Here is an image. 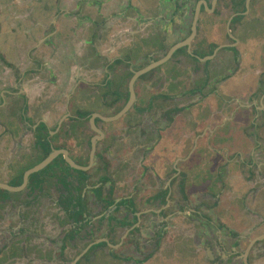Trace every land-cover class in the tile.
<instances>
[{
  "label": "flooded vegetation",
  "instance_id": "af4514ba",
  "mask_svg": "<svg viewBox=\"0 0 264 264\" xmlns=\"http://www.w3.org/2000/svg\"><path fill=\"white\" fill-rule=\"evenodd\" d=\"M158 1L159 17L147 19L133 0H81L64 16L79 21L77 45L53 25L46 53L37 45L14 63L0 54V183L22 186L27 171L59 152L19 192L0 188V264H99L100 253L103 264H264V213L255 208L264 192V49L255 56L254 148L226 165L195 159L207 101L223 102L228 67L241 71L240 34L255 23L264 39V0ZM203 1L191 54L170 59L184 66L176 57L185 56L196 79L171 87L158 67L138 78L136 101L120 116L134 74L161 59L146 63L152 50L192 36ZM227 4L235 12L223 21ZM116 44L119 58L108 52ZM90 58L97 81L70 71L73 63L87 70ZM167 136L182 152L169 150ZM238 184L245 193H235Z\"/></svg>",
  "mask_w": 264,
  "mask_h": 264
},
{
  "label": "crops",
  "instance_id": "0c3cea01",
  "mask_svg": "<svg viewBox=\"0 0 264 264\" xmlns=\"http://www.w3.org/2000/svg\"><path fill=\"white\" fill-rule=\"evenodd\" d=\"M80 1L81 0H0L1 56L3 55L5 60L13 63L28 61L29 54L35 46L40 45L41 50L44 51L43 48L46 39L45 34L50 31L51 28L53 29V25L57 28L58 34L62 33L63 38L68 37L72 40V44L77 45V38L80 37V28L78 26L79 21L76 17L72 19L68 18L71 21V23L68 24V19L64 16L65 13L69 11L77 12L78 10H76V7ZM133 4L138 8H141L140 10L143 11V14L147 19L151 17H159L156 10V6L159 4L158 0H133ZM110 12H113V10ZM88 14L93 15V11L91 10ZM248 24L249 25L247 26L249 28L240 34L243 36V41H245V46L243 47L244 50L241 52L240 56L242 65L241 71L236 73L234 68L228 67L226 73L227 81L223 83L220 89L223 102L221 103V100L213 95L206 103L208 106V112H211H209V116L205 118V122H202L200 126L205 130L204 134L200 139H197L195 143V154L198 156V159L197 157H195V159L199 160V166L200 164L210 166V164L208 165V161H213L215 163L214 166L222 164L226 165L227 159L231 154L233 155L242 150V152H245V157L246 154L249 153L248 151H251L254 148L253 138H255L256 131L253 130L254 114L251 106L257 102L254 94L256 91L254 87V83L256 82L255 68L262 60L260 59L257 61L255 56L258 55L256 57L261 58L259 57L261 56L259 54H261L262 49H264V46H261L264 39L257 38V34H259L257 24ZM135 37L140 38L138 34L135 35ZM255 38L260 39V41L254 42L253 40ZM121 41L124 46L127 44L125 43V40L121 39ZM171 41H173V39H170L169 44ZM121 46L119 45V48H117L118 45L116 44L113 45L111 50H108V52L110 51V53H112L111 55L113 58L121 57V53L124 52L121 50ZM105 49L106 48H104V51L107 50ZM44 53L46 52L44 51ZM165 53L166 49L156 52H153L152 50V57L147 59L146 63L162 58ZM262 55L264 58V53H262ZM226 59L228 61V55ZM176 60L179 61L180 64L184 63L185 65L177 66L170 60L161 68L164 73L161 77L162 80L171 87L176 86V81L178 79L182 81L186 80L188 82L192 78L195 80L196 74L194 73V68L192 66L193 63L186 61L187 59L183 55H177ZM56 63L59 68L66 67V65L61 66L60 58ZM89 63H91V65L90 68H86L87 70H83L79 63L75 65L73 63L71 64L70 71L73 70L77 73L76 76L82 78L91 80H98V78L101 79V74L96 75L94 73V59L90 58ZM66 69L69 70L68 68L62 70L66 71ZM259 70L261 72V69ZM73 71L72 73H74ZM8 77L9 79H12V75H9ZM74 83L75 82L72 80L70 83L68 82L66 84L68 86V91ZM219 108V113L214 116L213 113ZM168 138L169 137L167 136V140L165 139L167 142H165V144L169 150H172L173 152L176 150V153L178 154L179 152H182L183 148L172 140H168ZM217 150L221 152L218 154L215 153ZM203 174L211 176L212 172H209V174L208 172H203ZM242 186L243 184L241 186L238 184L237 187H234L236 194L246 192L247 188L243 189ZM98 187L100 189L101 185L99 184L97 188ZM94 191L97 192L96 190ZM259 197L261 201L258 202L255 208L264 213V192L261 193Z\"/></svg>",
  "mask_w": 264,
  "mask_h": 264
},
{
  "label": "water",
  "instance_id": "95a60500",
  "mask_svg": "<svg viewBox=\"0 0 264 264\" xmlns=\"http://www.w3.org/2000/svg\"><path fill=\"white\" fill-rule=\"evenodd\" d=\"M216 1L217 0H214V7L216 5ZM201 5H204L205 7L207 6V4L203 1L202 3L198 4L197 6V12H196V16H195V22H194V28H193V34L190 38H188L186 41L180 43V44H177L173 47H171L168 52H166V54L164 55L163 58L159 59L158 61H155L153 63H151L149 66H147L145 69L139 71V72H136L132 78V81H131V93H132V98H131V101H129L128 105L124 108V110L122 111V113L120 114L123 115L124 113H126L132 106V104L134 103V101H136V96H135V90H134V84L135 82L138 80V78H140L142 75L144 74H147L153 70H155L156 68L158 67H161L163 66L164 64H166L168 61H170V59H172V57L174 56V54L181 50V49H185L187 48L189 53L191 54V42L192 40L196 37L197 35V23H198V20H199V17H200V9H201ZM231 22V21H230ZM211 59V58H210ZM198 61L199 62H203L204 60L198 58ZM119 116V117H120ZM59 152H56L54 154H52L45 162L41 163L40 165L38 166H35L33 167L32 169H30L29 171L26 172L25 174V177H24V182H23V185L20 186V187H11L9 185H5V184H1L0 183V188L8 191V192H19L20 190H22L26 184H27V181L29 179V176L33 173H39L41 172L42 170H44L50 163H52L56 157L58 156ZM67 154V153H66ZM67 159L69 160L68 156H67ZM69 162L71 163L70 165L73 166V168L75 169H78V170H85L84 168L82 167H78L77 165H75L71 160H69ZM264 238V237H262ZM257 241V239L255 241L252 242L255 243ZM99 243V242H97ZM92 246V245H91ZM90 246V247H91ZM89 247V248H90ZM80 258H78L79 260ZM76 264V262L74 263Z\"/></svg>",
  "mask_w": 264,
  "mask_h": 264
},
{
  "label": "rangeland",
  "instance_id": "374dc122",
  "mask_svg": "<svg viewBox=\"0 0 264 264\" xmlns=\"http://www.w3.org/2000/svg\"><path fill=\"white\" fill-rule=\"evenodd\" d=\"M221 10L223 11V21H226L234 12H235V10H232L231 9V7H229L228 6V4L226 5V6H223L222 8H221ZM79 219V218H78ZM104 233V231L102 230H96L95 231V233L93 234V238L95 239V238H99L100 237V235L101 234H103ZM85 245L84 244H82V246H81V249H83V247H84ZM103 254L104 253H100V254H97V257L99 258V260H100V262H99V264H103ZM81 264H86L84 261L81 263Z\"/></svg>",
  "mask_w": 264,
  "mask_h": 264
}]
</instances>
